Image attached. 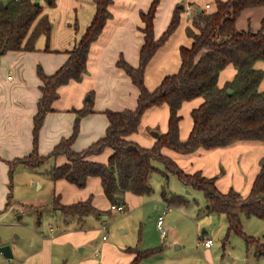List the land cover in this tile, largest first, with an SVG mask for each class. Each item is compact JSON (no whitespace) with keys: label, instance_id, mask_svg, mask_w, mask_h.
<instances>
[{"label":"crops","instance_id":"obj_1","mask_svg":"<svg viewBox=\"0 0 264 264\" xmlns=\"http://www.w3.org/2000/svg\"><path fill=\"white\" fill-rule=\"evenodd\" d=\"M10 1L12 0H0L1 3ZM32 2L41 6L42 16L48 17L52 29L48 37H39L34 51H10L0 56V214L18 210V215L22 214L19 216L21 219L28 212L36 216L39 228L44 217L41 212L47 210L48 219L55 218L57 221L56 227L50 229V238L42 233L38 234L36 229L31 232L30 238H19V242L0 239V247L10 245L14 254L11 261L6 259L7 263H1L132 264L136 258L135 253L130 252L133 247L120 245L117 241L110 242L104 239L105 236L100 243H96L100 232L95 227L85 228L91 215L79 221L56 210L57 205L70 206L92 198L93 206L102 212L99 217L103 216L107 220L116 208L112 207L105 196L99 178H89L84 188L63 179L53 181L48 173L52 168L67 163L65 155L50 158L37 169L24 164H13L16 160L30 157L34 151V118L38 112L43 84L37 75L38 70L42 69L48 76L55 74L68 61L70 52L85 34L96 13L95 0ZM153 2L154 0L112 1L109 7L111 19L99 39L91 46L87 71L82 81H72L59 88V98L53 103L52 112L45 117L37 146L39 157L49 156L61 140L72 135L77 112L83 110L89 100H92L89 104L94 112L80 121L79 135L72 145L76 152L87 150L105 136L109 126L106 111L121 112L137 108L139 90L118 66V62L123 60L133 68L139 66L140 51L145 43L142 14L148 13ZM216 2L217 0H159L154 17L156 39H160L171 25L175 10L180 8L182 12L178 27L146 67L144 84L149 91L156 90L166 77L179 72L182 64L181 49L191 48L193 44L188 29L193 28L198 14L215 12ZM188 9L191 10L190 15L187 13ZM263 23L264 6L245 9L236 19V26L242 31L258 32ZM255 68L264 71V63H256ZM236 74V69L232 65L228 66L219 76V86L224 87ZM259 89L264 91V79ZM202 103V98L185 102L179 111V137L182 141L189 138L194 127L192 112ZM169 118L170 109L167 105L147 110L138 132L128 139L143 148H152L158 135L168 132ZM163 153L187 174L201 173L206 178H215L221 193L234 190L242 197H247L261 169L264 142L237 141L226 147L210 150L201 148L188 154L169 149L163 150ZM111 154L112 151L106 149L89 160L106 164ZM159 167H162L158 169L163 175L164 166L161 164ZM16 184H20L21 191L25 193L19 194ZM36 187L38 192H47L49 204L45 205L40 199L31 205L24 201V198L35 196ZM185 189L190 190L183 186L182 190ZM125 199L126 211L137 209L143 204V197L132 193H127ZM26 206H31L32 209L25 210ZM27 242L32 243L31 246L28 245L29 248L26 247ZM94 252L95 258L90 256Z\"/></svg>","mask_w":264,"mask_h":264},{"label":"trees","instance_id":"obj_2","mask_svg":"<svg viewBox=\"0 0 264 264\" xmlns=\"http://www.w3.org/2000/svg\"><path fill=\"white\" fill-rule=\"evenodd\" d=\"M113 0H95L96 13L85 34L70 52L68 61L53 75H46L42 69L37 72L42 81L38 112L34 118V151L30 157L16 160L13 164H24L37 169L48 159L65 155L67 163L56 166L48 173L53 181L66 180L84 188L89 178H99L103 191L113 208H125L126 194L147 196L153 192L151 175L160 170L154 165L159 162L168 180L175 175L188 189L203 192L208 214L224 215L227 219L228 234L241 236L248 247L253 248L256 258L264 257V244L244 232L242 216L264 220V158L260 172L247 197L234 190L221 193L215 178H206L201 173L187 174L163 150L169 149L188 154L199 149H217L237 141L264 142V91L259 87L264 71L255 68L264 63V23L258 32L242 31L236 26V19L248 8L264 6V0H217L213 13H200L194 19L193 28L188 29L193 39L191 48L181 49L182 64L179 72L166 77L160 86L149 91L144 84L147 65L157 50L165 44L179 25L182 10H175L173 20L160 39L154 32V17L159 0H154L147 14L143 33L145 43L140 51L137 68L120 60L118 66L131 78L139 90L137 108L121 112L106 111L109 126L104 137L83 152H76L72 145L79 135L80 121L94 112L89 103L77 112L72 135L61 140L47 157H39L37 146L39 133L45 117L52 112L53 103L59 98L58 90L72 81H82L87 71L91 46L101 36L111 19L109 10ZM42 8L32 0L0 2V56L10 51H34L40 36H49L52 24L42 16ZM196 29L198 32H195ZM232 65L237 74L224 87L218 84L223 70ZM202 98L203 103L192 112L194 127L186 141L179 137L181 110L185 102ZM167 105L170 109L169 130L157 137L156 144L146 149L128 138L137 133L143 115L147 110ZM110 149L112 154L106 164L90 161L89 158ZM162 200L168 206H182L188 203L183 196L172 194L165 184ZM56 210L64 216L83 221L88 216L102 215L92 203V198L70 206L57 205ZM125 210V212H126ZM41 214L38 216L40 223ZM136 258L132 264L157 251H138L133 248Z\"/></svg>","mask_w":264,"mask_h":264},{"label":"rangeland","instance_id":"obj_3","mask_svg":"<svg viewBox=\"0 0 264 264\" xmlns=\"http://www.w3.org/2000/svg\"><path fill=\"white\" fill-rule=\"evenodd\" d=\"M154 165L157 166L156 168L161 166L158 162ZM150 183L153 192L142 196L143 204L139 208L124 213L116 208L109 214L107 220L95 214L90 216L85 228L95 227L100 232L96 240L97 244L105 236L110 242L117 241L120 245L137 248L141 252L157 251L138 264H264V258H256L253 248L248 250L241 236L228 234L227 219L224 215L208 214L205 211L206 199L203 192L182 190L184 185L172 174L167 180L160 172H155L151 175ZM165 184L172 194L183 196L188 203L182 206H168L162 200V187ZM15 188L19 194L24 192L21 191L20 184H16ZM34 193L33 198H24L29 205L39 199L45 205L50 203L45 190L38 192L36 187ZM27 209L31 210L32 207L26 206L25 210ZM41 214L44 217L42 225L38 228L36 216L28 212H25L21 219L19 216L22 214L18 215V210L1 213L0 239L19 242L21 238H30L31 232L36 229L38 234L42 233L46 238H50L52 235L50 229L56 227L57 220L55 218L49 220L47 210H43ZM160 216L164 217L163 230L167 233L165 237L158 227ZM242 223L244 232L248 236L264 244V220L242 216ZM207 239L213 241L211 249L208 250L202 245ZM31 244L27 242L26 247L29 248ZM90 256L95 258L96 252L91 253ZM0 259L3 263H7L2 255Z\"/></svg>","mask_w":264,"mask_h":264},{"label":"built area","instance_id":"obj_4","mask_svg":"<svg viewBox=\"0 0 264 264\" xmlns=\"http://www.w3.org/2000/svg\"><path fill=\"white\" fill-rule=\"evenodd\" d=\"M187 13L190 15L191 14V10L188 9ZM120 211L123 212V213L125 212V210L122 209V208H120ZM163 226H164V217L160 216L159 219H158V227H159V229L162 232V236L165 237L167 233H166L165 230H163ZM104 239H106V237H104ZM202 245L204 247H206V248H211L212 245H213V241L211 239L205 240V241L202 242ZM0 264H2L1 260H0Z\"/></svg>","mask_w":264,"mask_h":264},{"label":"water","instance_id":"obj_5","mask_svg":"<svg viewBox=\"0 0 264 264\" xmlns=\"http://www.w3.org/2000/svg\"><path fill=\"white\" fill-rule=\"evenodd\" d=\"M38 5V3H36ZM181 8H183L181 6ZM0 254L7 260L11 261L14 257L12 247L10 245H4L0 247Z\"/></svg>","mask_w":264,"mask_h":264}]
</instances>
